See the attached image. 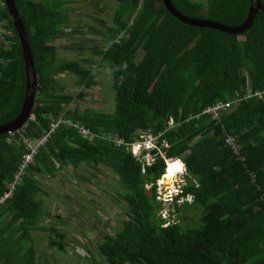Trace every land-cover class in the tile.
I'll use <instances>...</instances> for the list:
<instances>
[{"label":"trees","instance_id":"obj_1","mask_svg":"<svg viewBox=\"0 0 264 264\" xmlns=\"http://www.w3.org/2000/svg\"><path fill=\"white\" fill-rule=\"evenodd\" d=\"M13 1L37 86L26 126L0 135V198L25 151L16 142L20 136L38 138L59 115L93 136L84 138L67 126L55 130L11 197L0 202V264H39L36 230L49 233V250H64L63 232L38 225L43 191L37 176L54 177L84 162L109 167L124 187L126 204L121 229L105 236L100 258L90 253L87 264H264V0L252 25L238 35L185 24L162 0H112L117 6L107 46L95 53L112 69L113 110L81 113L64 108L73 97L63 92L57 76L73 74L76 86L90 87L92 71L75 60H59L53 40L67 22L65 5L82 0ZM170 2L182 15L227 26L241 24L249 7V0ZM0 22L10 32L0 45L2 125L21 110L25 69L3 0ZM248 89L261 96L245 97ZM236 99L218 119L200 114L217 101ZM140 132L157 136L151 163L144 152L138 158L130 151ZM226 136L235 140L236 150L225 143ZM173 158H181L186 182L173 198L176 219L170 221L161 214L156 183L165 160Z\"/></svg>","mask_w":264,"mask_h":264},{"label":"rangeland","instance_id":"obj_2","mask_svg":"<svg viewBox=\"0 0 264 264\" xmlns=\"http://www.w3.org/2000/svg\"><path fill=\"white\" fill-rule=\"evenodd\" d=\"M116 6L117 3L112 0H82L65 5L68 10L67 22L53 40L56 55L59 60H75L91 69L95 80V84L90 87H78L75 85L76 77L73 74L57 76L63 92L73 97L64 107L71 112L113 110L112 69L103 63L95 52L107 46V28L113 27L111 19ZM140 134V138H135L134 143L142 145L153 136L147 132ZM20 139L16 142L20 143ZM142 148L151 149L142 145L135 150L133 148L132 153L138 155ZM143 158L146 162L152 161L151 154ZM168 160L170 161L167 162ZM165 163L166 171L156 183V190L163 201L162 216L173 221L176 219L172 208L173 200L166 202L165 196H176L179 193L181 186L186 182V173L175 158L166 159ZM167 168L173 172L170 185H166L164 179ZM37 182L43 191L38 194V198L42 200L38 225L56 227L64 233L61 240L64 250L57 251L49 250L46 246L49 233L33 232L34 244L37 240L47 251L54 253L46 255L47 263L87 264L90 253L99 259V245L105 236L121 229L123 218L126 217V204L122 199L124 187L116 174L103 164L84 162L77 167L68 165L57 171L54 177L37 176ZM182 200L179 199L178 204H181ZM187 200L190 201V198ZM39 251L41 255L40 248ZM39 262L42 264V260Z\"/></svg>","mask_w":264,"mask_h":264},{"label":"water","instance_id":"obj_3","mask_svg":"<svg viewBox=\"0 0 264 264\" xmlns=\"http://www.w3.org/2000/svg\"><path fill=\"white\" fill-rule=\"evenodd\" d=\"M166 9L169 13L179 19L181 22L197 27H207L219 30L221 32H226L230 34H240L247 30L253 22L256 12L262 8L259 0H249L248 13L245 20L238 26H227L225 24L215 22L207 19H195L187 17L179 13L171 4L170 0H162ZM4 5L7 8L8 14L10 16L11 22L16 30L19 37V42L22 50V59L24 62L25 69V93L23 98V103L19 114L11 121L0 125V135L19 131L23 128L24 124L30 118V112L34 105V95L36 90V73L33 67L31 50L28 45L27 36L20 20L18 12L15 8L13 0H3ZM264 12V10H263ZM166 171V170H165Z\"/></svg>","mask_w":264,"mask_h":264},{"label":"built area","instance_id":"obj_4","mask_svg":"<svg viewBox=\"0 0 264 264\" xmlns=\"http://www.w3.org/2000/svg\"><path fill=\"white\" fill-rule=\"evenodd\" d=\"M10 32L5 30L3 27L2 22H0V45L2 43L6 44V40H5V36H9ZM264 92V90L262 91ZM261 91H251L250 89L247 90L245 97H249V96H257L260 97L261 96ZM239 99L233 100V101H227V102H222V101H217L215 102L213 105L207 106L206 108H204L202 110V112L200 114H207L211 119H218L220 116V113L222 111H226L228 110L231 105L233 103L238 102ZM200 114L195 115V117H198ZM192 118V117H189ZM26 126V123L24 124L23 128ZM61 126H67V127H71V128H75L77 130V132L84 138H92L93 134L84 126H82L81 124H79L78 122L72 120L70 117L64 116V115H59L56 116L54 118H50V122L48 124V128L47 130L42 133L38 138L36 139H28L25 138L23 136H20V141L21 144L24 146L25 151L22 153L20 161L17 165V168L13 174V180L7 184L8 190L6 192L3 193L2 197L0 198V202H2L3 200H5L6 198H10L12 195V191L15 188V186L19 183L21 177L24 175L26 169L28 168V166L33 163L35 156L37 155L39 149L41 147H43L49 140V138L51 137V135L54 133L55 130H57L58 128H60ZM173 126V122L172 119L170 118L168 121V127L171 128ZM22 128V129H23ZM21 129V130H22ZM19 130V131H21ZM18 131V132H19ZM17 132V131H16ZM143 133V132H140ZM151 134V133H148ZM152 135V134H151ZM141 134L139 135L138 138H140ZM135 140V139H134ZM157 136H151V140L147 141V142H143V146L144 147H149V148H155L157 149ZM225 143L228 146L233 147L235 150L238 148L235 140L230 137V136H226L224 139ZM117 143H120L119 140H117ZM141 144L138 143H134V141L129 145V147H131L130 151L132 153V149L136 147H141ZM163 146H167L165 143H163ZM143 150H147L146 148H142V150L139 151L138 155L133 154L136 157H141L142 151ZM158 150V149H157ZM148 154H151L149 152V149L146 151L145 156H147ZM153 160V157H152ZM152 162V161H151ZM151 162H147V163H151ZM166 201L173 200V196H165ZM158 199H160V195L158 196Z\"/></svg>","mask_w":264,"mask_h":264},{"label":"crops","instance_id":"obj_5","mask_svg":"<svg viewBox=\"0 0 264 264\" xmlns=\"http://www.w3.org/2000/svg\"><path fill=\"white\" fill-rule=\"evenodd\" d=\"M180 161V160H179ZM180 166H181V168H182V163L180 162ZM38 233L39 231L38 230H36V231H34V233ZM42 232V231H41ZM36 233V234H37ZM35 234V235H36ZM32 236L34 237V235H33V232H32ZM34 239V238H33ZM36 241V244H34L35 245V258H36V261L39 263V264H41L39 261L40 260H42V264L43 263H45V264H48L47 262H48V257H46V255L47 256H50V254L51 255H54V253L53 252H51V251H47L44 247H42L40 244H38L37 243V240H35ZM33 243H34V240H33ZM39 248L41 249V255H40V251H39Z\"/></svg>","mask_w":264,"mask_h":264},{"label":"bare ground","instance_id":"obj_6","mask_svg":"<svg viewBox=\"0 0 264 264\" xmlns=\"http://www.w3.org/2000/svg\"><path fill=\"white\" fill-rule=\"evenodd\" d=\"M172 160V159H171ZM170 160H168L167 162H169ZM182 167H183V165H182ZM166 169V168H165ZM173 172H172V170L170 169V168H167V172H166V175H165V184L166 185H170L171 183H172V178H173Z\"/></svg>","mask_w":264,"mask_h":264},{"label":"clouds","instance_id":"obj_7","mask_svg":"<svg viewBox=\"0 0 264 264\" xmlns=\"http://www.w3.org/2000/svg\"><path fill=\"white\" fill-rule=\"evenodd\" d=\"M153 149H155V148H152V149H149V152H151ZM148 150V149H147ZM147 150H143L142 152H144V154H143V157L145 156V154H146V151ZM165 168H166V163H165ZM166 170V169H165ZM158 182V181H157ZM175 196H173V198H174Z\"/></svg>","mask_w":264,"mask_h":264}]
</instances>
